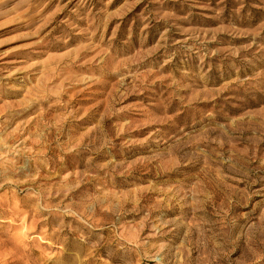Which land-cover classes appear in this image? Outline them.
<instances>
[{
  "label": "rangeland",
  "instance_id": "obj_1",
  "mask_svg": "<svg viewBox=\"0 0 264 264\" xmlns=\"http://www.w3.org/2000/svg\"><path fill=\"white\" fill-rule=\"evenodd\" d=\"M0 264H264V0H0Z\"/></svg>",
  "mask_w": 264,
  "mask_h": 264
}]
</instances>
